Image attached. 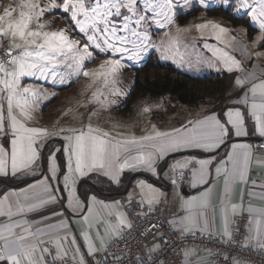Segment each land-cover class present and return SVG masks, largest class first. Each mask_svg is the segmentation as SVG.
I'll return each mask as SVG.
<instances>
[{"label": "snow or ice", "instance_id": "obj_1", "mask_svg": "<svg viewBox=\"0 0 264 264\" xmlns=\"http://www.w3.org/2000/svg\"><path fill=\"white\" fill-rule=\"evenodd\" d=\"M190 0H0V176H29L35 174L37 161L41 159V146L50 137L60 136L67 142V160L58 165L55 156L48 157L47 171L51 173L31 191L15 196L14 208L10 195L0 200V264H68L69 251L75 264H111L107 257L96 259L97 253L109 252L104 236L97 229L99 247L88 233L81 229L80 235L86 244V253L77 244V235L64 231L68 225L61 219L47 228L36 227L28 220H13L14 216L26 212L43 213L50 205L62 203L56 195L57 187L52 181L63 180L68 189L67 207L80 209V198L76 195V183L80 178L95 174L93 179L106 177L119 185L124 169L143 170L157 175L160 161L173 153L199 151L215 153L220 157L194 158L192 156H172L174 163H165L173 172L179 170V180H187L190 187L223 182L221 199L222 223L217 242L238 250L253 249L264 254V208H256L251 202L245 206L244 189L248 190L249 201L253 198L264 200V141L254 146L250 143H230L231 137L251 134L264 138V68L258 63L246 69L232 52H240L248 60L253 54L248 45L238 41L227 27L207 22L195 25L200 37L208 36L223 47H204L211 57L186 59L181 53L182 35L190 28L176 25L177 13ZM207 9L209 0H198ZM219 3L239 15L250 17V23L259 30L253 47L264 48V0H219ZM60 16L68 20L65 27L58 28L50 19ZM47 17V18H46ZM175 26V32L172 31ZM154 29H168L164 39L157 43L153 39ZM161 52V58L173 60L177 67L192 68L193 64L222 68L233 76V88L239 98L233 106L221 110L217 115L205 110L204 115L189 119L187 124L164 131L155 124L145 129L144 134H125L92 123V117L108 112L116 103L115 97L126 95L118 87L126 61L139 62L150 50ZM231 49V51H229ZM94 53L96 55H94ZM103 60L95 68L97 56ZM256 60L264 58V52L255 53ZM87 62V63H86ZM219 66V67H218ZM52 85H66L70 78L88 79L80 95L86 96V103L93 105L86 123L80 126L60 125L50 130L33 124L34 113L42 99L48 98L43 84L29 83L24 78ZM72 112V109H68ZM152 112L151 106L142 108V113ZM110 119V117H109ZM59 125V121H57ZM59 151V149H57ZM121 157L123 159L121 160ZM65 169L62 171L61 168ZM59 174V175H58ZM173 176L172 183H177ZM103 182V181H101ZM241 186L238 203L232 202L235 186ZM141 203L149 205L160 202V193L150 185L141 184ZM93 209L99 206L106 216L89 211L85 223L91 229L93 222L104 223V233L109 237H119L124 227H131L126 217L114 211V206L104 204L96 196L91 197ZM179 219L169 223L181 235L208 233L209 213L213 209L211 189H205L200 196L190 200H177ZM151 210V209H150ZM56 215L62 216L58 211ZM115 216L116 222L109 218ZM240 216L246 219L243 240L235 244L240 233ZM20 229L21 231H17ZM63 232V235L60 233ZM48 236L50 239H43ZM158 246L148 249L149 256L135 257L136 264H151L150 253ZM201 256L195 248L183 250V264H212L209 257L216 256L223 264H252L247 257L238 253L220 255L210 249ZM85 255L92 257L85 260ZM195 257V259H193ZM123 264V256H115ZM162 264V262H161Z\"/></svg>", "mask_w": 264, "mask_h": 264}, {"label": "crops", "instance_id": "obj_2", "mask_svg": "<svg viewBox=\"0 0 264 264\" xmlns=\"http://www.w3.org/2000/svg\"><path fill=\"white\" fill-rule=\"evenodd\" d=\"M216 4L214 7H209L207 9L203 8L198 0H190L189 4L183 8L185 10L189 9L187 13L194 14V16L184 22L181 21L180 16L178 18V13L176 17V25H179L181 28H188L189 26H193L196 22H214L218 23L224 27L229 28L232 30L231 34L237 37L238 41H242L243 43L248 45L249 51L252 52L253 58L252 60H248L244 56L241 55L240 52H232L233 55L236 56L237 59H240L243 63V66L246 69H251L254 64H259L262 68H264V58L260 60H256L255 53L257 51L264 52V48L261 47H253L254 39L259 32L258 28L250 23V17L241 13V16H236L233 14V11H230L228 8L224 7L222 4L219 3V0H216ZM223 8L228 10L232 15L235 17H244L250 23V25L256 29L255 34L249 38V36H244L242 34H235V30L237 27H233L221 19L209 18L207 16V10ZM196 10V11H195ZM195 11V12H194ZM243 14V15H242ZM188 15V14H186ZM197 15H202L201 17H197ZM51 19V18H50ZM52 20V19H51ZM180 20V21H179ZM69 23L68 20L66 22ZM66 23H61L62 26L67 25ZM166 31V30H165ZM163 31V32H165ZM207 42L211 45L217 44V42L209 36H206L204 39L199 37H182V42H192V44L184 45L185 48L188 47L189 51L192 53V57L196 58H208L211 57L212 53L208 51L207 48L202 47L199 42ZM195 43V44H194ZM223 47L222 45H219ZM229 51H231L229 49ZM94 55H96L94 53ZM103 60V55L97 56L96 62L90 65V68H95L101 63ZM87 63V62H86ZM219 67V66H218ZM136 68L130 69L128 63L126 62V67L122 70V78L121 83L118 85L123 91H125L126 95L115 97L116 103L112 106V108L105 112V116H94L92 117V123L95 125L99 121L101 126L105 128H110L112 124H116L117 128L115 131H119L125 134L135 133L137 135L144 134L145 129H150L153 124L157 126L160 130L164 131H171L174 128L181 127L182 125L187 124L189 119H196L204 115L205 110L209 113L215 112L217 115L220 114L218 109L213 106L211 108H207L209 104H202L196 107H188L183 106L175 103L173 100L170 101L172 104V108L164 109L165 105H162V100H166L164 97L156 100H145L142 103L145 106H151L152 112L145 114L144 119L139 120L136 115L130 116L129 113H125V104L130 96L132 91L133 85H128L126 82L131 80L132 75L134 74ZM203 73H211L209 75H221L224 73H228L226 70L220 68L217 70V67H212L211 69L204 71ZM187 74V73H186ZM237 75L236 73H233ZM123 75H127L128 77H123ZM189 75V74H188ZM208 75V74H205ZM208 75V76H209ZM206 77V76H204ZM31 83L34 84H43L44 88H46L47 92L51 89H54L55 93L53 96L51 95V91L46 99H42L40 101L39 107L37 108L36 112L33 114L35 120L33 124L39 127H47L50 130H53L55 127L63 125L65 127L69 125L73 126H80L81 123H86L87 119L84 121H68V116L65 115V104L67 100L73 99L74 100V108L79 110V103L84 102L86 103L87 97L81 96V90L83 89V83L87 84L88 79L85 77L79 78V82H72L66 85H56L52 86L50 82H38L35 80H30ZM132 81V80H131ZM132 84V82L130 83ZM235 90L232 88L231 92L229 93L227 99L223 103L230 104V107L233 106V101L238 99L239 97L235 95ZM84 97V98H83ZM125 99V100H124ZM124 100V101H122ZM69 103V102H68ZM93 106V105H91ZM120 106V109L118 108ZM156 108H160L161 113L155 114L154 112L157 111ZM229 108V107H228ZM76 110V111H78ZM119 111L122 113L116 114L115 111ZM226 110V109H225ZM110 117V119H109ZM101 118V119H100ZM59 121V125L57 124ZM249 135L248 136H241L236 137L232 136L230 143H250L256 146L257 143L264 141V138L259 137L258 135L251 134V128H249ZM0 143H4L3 140H0ZM67 148V142L61 139V137L54 136L50 137L47 141H45L41 146V159L37 161V165L39 167L36 168L35 174L24 176L23 174H18L17 176H12L11 174L7 176H0V200L3 199L4 195H10V199L13 201V210L14 208V201L15 196L12 194H20L22 195L24 192L31 191L33 185L41 184L44 179L51 175L48 168V157L50 155L55 156L58 165L63 166L66 164L67 160V152L65 149ZM59 149V151H57ZM192 156L194 158H208L210 155L215 157V153H204L199 151H189L187 153H173L169 156L165 157L164 161L159 162V166L157 167V175H153L150 172L143 171V170H136L132 171L130 169H124V171L120 174V183L119 185L115 183H111L107 180L106 177H99L97 179H93L92 177L95 174H89L83 178H80L76 183V195L80 198L81 204L79 210H72L67 207V197L70 195L68 189L63 187V180L57 179L56 181H52L53 184L56 185L57 191L56 195L60 198L62 203L58 202L54 205H50L43 213L40 212H26L21 215H17L13 217V220H28L32 225L33 229L36 227L40 228H47L50 224L58 223L61 219H63L68 227L64 230L70 234L77 235V244L81 246V252L86 253V244L83 240V236L80 235L81 229L84 231H88L92 242L99 247L100 241L96 236L97 229L101 235L104 236L105 244L108 245L115 237H109L104 233V223H100L97 225L93 222L91 229L88 228L87 224L85 223L84 217L88 216L89 221L92 222L93 218L89 216V211L99 212L101 216H106L105 211H101L99 206L96 209L92 208L91 205V197L94 195L104 204H109L114 206V211L122 213L124 216V207L125 205L132 201L133 199H139L141 201V188L140 185L143 183L145 185H150L152 188L156 189L158 193H160V202L154 203L149 205L147 202H144L145 205L152 209H159L162 213L171 212L173 215L171 220L179 219V216L183 213H180L179 209L176 207L177 200H190L193 197H198L205 189H211L212 193V205L213 209L209 213L210 218V228L209 232H211V236L219 237L220 230H221V223H222V208H221V199L223 196V182L220 181L218 183H209L207 185L198 186L196 188L190 187L189 184L186 188H182L179 184H173L172 178L176 175L179 170L173 172L169 167H165V163L175 161L172 160V156ZM224 156V152H220V157ZM220 157H215L219 159ZM123 157H121V160ZM62 171H65L63 167L61 168ZM66 174V171H65ZM59 175V174H58ZM103 181V182H101ZM184 191H187L185 193ZM244 203L245 206L249 202L256 207V208H264V200L260 198H253L249 201L248 198V190L244 189ZM241 196V186H235L233 195H232V202L238 203L239 198ZM62 213V216L56 215V212ZM240 216L235 217L234 219H238ZM112 223L116 222L115 216L109 218ZM6 220V217H0V222ZM17 231H21L17 229ZM199 233V232H198ZM64 233L61 232L60 235ZM209 235L206 233H201ZM43 239L48 240L50 239L48 236H45ZM72 253L69 251V260H71ZM105 257V252L101 251L97 253L96 259H101ZM92 257L85 255V260L90 261ZM195 259V257H193ZM75 263V261L71 260Z\"/></svg>", "mask_w": 264, "mask_h": 264}, {"label": "built area", "instance_id": "obj_3", "mask_svg": "<svg viewBox=\"0 0 264 264\" xmlns=\"http://www.w3.org/2000/svg\"><path fill=\"white\" fill-rule=\"evenodd\" d=\"M260 143V142H259ZM257 143L256 145H259ZM179 172V171H178ZM178 172L175 176H177ZM182 188L188 186L187 180H179L177 183ZM151 209V210H150ZM124 214L131 227H124L121 235L115 237L109 244V252L105 256L111 264H119L115 256H123V264H136L135 257L147 259L148 249L158 246L151 253V264H183V250L195 248L201 256L205 250L210 249L220 255L225 253L232 255L238 253L240 257H247L252 264H264V254L259 251L248 249L238 250L237 247H229L226 244L218 243V238L211 235L196 233L195 235L181 236L177 234L170 225L172 213H162L159 209H152L141 203L139 199H133L124 207ZM240 233L237 234L235 244L240 245L243 240L246 219H237ZM212 264H223V261L216 256L209 257ZM68 264H75L68 259Z\"/></svg>", "mask_w": 264, "mask_h": 264}, {"label": "trees", "instance_id": "obj_4", "mask_svg": "<svg viewBox=\"0 0 264 264\" xmlns=\"http://www.w3.org/2000/svg\"><path fill=\"white\" fill-rule=\"evenodd\" d=\"M193 16L191 13L180 19L184 22ZM207 16L221 19L233 27L246 28L249 38L256 32L247 19L235 17L223 8L207 10ZM233 76V73H224L194 78L172 66L154 65L150 62L135 69L131 77L133 88L124 110L125 113H130L145 100L169 97L175 103L188 107L210 103L221 112L230 107V104L223 102L233 88Z\"/></svg>", "mask_w": 264, "mask_h": 264}, {"label": "rangeland", "instance_id": "obj_5", "mask_svg": "<svg viewBox=\"0 0 264 264\" xmlns=\"http://www.w3.org/2000/svg\"><path fill=\"white\" fill-rule=\"evenodd\" d=\"M216 0H209V3H210V7H214L215 6V4H216ZM188 10L189 9H187V10H185V9H181L180 11H179V15H178V18L180 17V16H185L186 14H189V13H187L188 12ZM233 14H235L236 16H241V14H239V15H237L235 12H233ZM243 15V14H242ZM202 15H197V17H201ZM47 18V17H46ZM51 19H52V23L53 24H55V26L56 27H58V28H62V27H65V26H62L61 25V23H66L67 22V20L66 19H64V18H61L60 16H53V17H51ZM180 21V20H179ZM200 23H207V22H196L193 26H189L188 28H190L191 30L188 32V33H186V34H183L182 35V37H190V38H193V37H199V38H201L200 37V33L196 30V28H195V25H197V24H200ZM67 24V23H66ZM177 26H179V25H177ZM253 26V25H252ZM180 27V26H179ZM168 31V29H154V35H153V39L157 42V43H159V41L161 40V39H164V36H163V31ZM172 31L173 32H175V26L173 27V29H172ZM235 34H237V35H239V34H242V35H244V36H249L248 35V30L246 29V28H244V27H237L236 28V30H235ZM260 33L258 32L257 33V35H259ZM256 35V36H257ZM206 36H208V34H207V32L205 33V37ZM204 37V38H205ZM204 38H201V39H204ZM255 40V39H254ZM200 43V45L202 46V47H204V45H205V43H207V42H199ZM188 44H192V42H182L181 43V53L182 54H184L185 55V58L186 59H191V60H193V61H195V60H197V59H200V58H196V57H192V53L189 51V49H188V47L187 48H185L184 47V45L186 46V45H188ZM195 44V43H194ZM210 47H217V46H219V45H217V44H214V45H211V44H209V43H207ZM220 47V46H219ZM231 50V49H230ZM127 63H128V65H129V67H130V69H132V68H140V67H143V66H145L147 63H153L154 65H165V66H172V67H174V68H176V69H178L179 71H181V72H184V73H187V74H189L191 77H194V78H203L204 76H208L209 74H211V73H203L204 71H207V70H209V69H211L212 67H208L206 64H200V65H196V64H193V66H192V68L191 69H189V68H187V67H177V65H176V63H174L173 62V60H171V59H168V60H165V59H162L161 58V52L159 51V50H156V49H152V50H150L149 51V53L145 56V58L144 59H142V60H140L139 62H135V61H126ZM205 74H208V75H205ZM123 77L125 78V77H128L127 75L125 76V75H123ZM24 80H26V81H28L29 83H31V81L30 80H34L33 78H24ZM70 83H72V82H79V80H76V78H70ZM132 82V84H130ZM70 83H68V84H70ZM128 85H133V81H128V82H126ZM57 85H59V84H57ZM53 87L54 86H56V85H52ZM84 86H85V84L83 83V86H82V88H84ZM50 91H51V95L50 96H53L54 95V93H55V91H54V89H51V90H49L48 91V93H50ZM125 92V91H124ZM49 96V95H48ZM85 97V96H84ZM83 97V98H84ZM166 100H162V101H165V102H162V105L164 106L165 104V107H164V109H167V108H172V104L170 103V98L169 97H164ZM125 100V99H124ZM124 100H122V101H124ZM69 102V103H68ZM83 102V101H82ZM74 100L73 99H69V101L67 100V103L65 104V107H62V109H65V113L67 112V110L68 109H72V112H68L67 113V116H68V121H74V120H76V121H84V120H86L87 118H88V113H89V111H90V109L91 108H93V106H91V105H88V107H79V110L78 109H75L74 108ZM142 106L144 105V103H142L141 104ZM141 105H139V106H137L135 109H133L128 115H129V117L130 116H133V115H136L138 118H139V120H142V119H144V117H145V114L144 113H142V106ZM210 106H213L212 104H210L209 103V105L207 106V108H211ZM214 107V106H213ZM119 109H120V106L118 107ZM125 108V107H124ZM157 109V111L156 112H154V115L155 114H158V113H161V110H163V108L162 109H158V108H156ZM76 110H78V111H76ZM116 112V114H120V115H122V113L121 112H119V111H115ZM127 114V113H126ZM106 114L105 113H98V117H100V116H105ZM101 119V118H100Z\"/></svg>", "mask_w": 264, "mask_h": 264}, {"label": "water", "instance_id": "obj_6", "mask_svg": "<svg viewBox=\"0 0 264 264\" xmlns=\"http://www.w3.org/2000/svg\"><path fill=\"white\" fill-rule=\"evenodd\" d=\"M185 193H187V191H184Z\"/></svg>", "mask_w": 264, "mask_h": 264}]
</instances>
